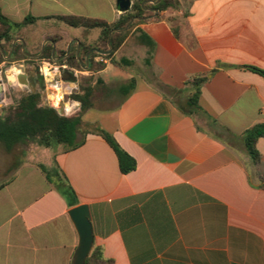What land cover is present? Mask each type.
Segmentation results:
<instances>
[{
	"label": "crops",
	"instance_id": "crops-1",
	"mask_svg": "<svg viewBox=\"0 0 264 264\" xmlns=\"http://www.w3.org/2000/svg\"><path fill=\"white\" fill-rule=\"evenodd\" d=\"M181 1L188 18L183 10H166L159 19L153 12L103 70L93 74L86 68L91 51L81 69L75 68L104 86L119 88L136 79L126 100L111 88L113 96L83 115L85 123L115 137L135 158L136 170L123 174L115 152L96 134L71 152L39 147L36 154L15 156L14 164L0 167V264H73L79 235L69 211L82 205L89 208L93 248L113 264H264V138L257 143V163L243 142L246 130L264 123V76L247 68L264 71V0ZM0 5L11 21L38 18L22 29L31 38H17L30 55L41 56L35 51L39 43L42 50L52 45L58 61L71 49L79 56L81 45L93 44L101 33L58 17L112 24L124 13L117 0H0ZM183 22L187 26L177 38L173 25ZM139 31L156 44L150 64ZM121 59L131 64L119 65ZM196 75L207 76L201 117L185 115L162 89L186 98L187 82ZM66 76L65 85L77 86ZM69 103L66 115L79 111V102ZM39 165L53 168L52 181Z\"/></svg>",
	"mask_w": 264,
	"mask_h": 264
},
{
	"label": "trees",
	"instance_id": "trees-1",
	"mask_svg": "<svg viewBox=\"0 0 264 264\" xmlns=\"http://www.w3.org/2000/svg\"><path fill=\"white\" fill-rule=\"evenodd\" d=\"M157 0H135L133 2L130 11L124 12L121 17L114 23L108 24L104 21L75 17L64 16L58 17L67 25L74 28H83L86 31L92 29H100L101 33L96 42L90 45H81L80 55L77 56L76 52L71 49L69 54L58 63H66L72 68L81 69V61L84 60V55H89V71L96 74L105 68V63L97 62L95 58L102 56L105 59H112L114 53L122 46L127 36L131 33L132 29L142 23V20H135L130 28L124 32H117L115 30L124 29L127 24L134 17L146 18L153 15L157 10L155 19H159L160 13L169 9L183 10L184 19L190 15L188 8L183 6L181 0H161L157 4ZM38 18L31 15L27 16L22 22H15L9 20L3 15L0 5V44L3 49H0V64L5 61L4 56L8 55L4 46L5 41L12 46L13 40L17 37H13V33L21 31L24 27L35 23ZM187 26L186 22L182 24L173 25V32L177 38L182 35L183 27ZM110 39V44H109ZM138 41L142 45L147 47L146 63L150 64L153 58L156 44L155 42L143 31H139ZM109 45L112 48L110 53ZM103 52L104 54L99 53ZM26 52L28 50L26 49ZM39 57L40 61H45L47 64H52L57 56H52V45L47 44L44 49L40 46L38 53H41ZM66 50H63L61 54L65 55ZM21 59H28L23 50V44L18 42L13 50V53L8 61H18ZM33 59V58H32ZM116 63V61H111ZM120 64H131V61L127 59H121L117 62ZM249 70L264 76V71L256 67H247ZM96 81V82H95ZM207 81L206 75H196L187 85L190 87V93L186 98H178L175 96L173 102L177 107L188 116L201 117L205 113L199 105V97L201 93L202 85ZM41 89V91L32 90L30 93L22 96L18 102L10 107V114L4 115L0 111V146H2L7 152H14L16 148L21 145H28L34 143L42 148H57L62 147L64 152H71L81 147L86 140L88 134H96L101 136L107 144L115 152L120 171L123 174H129L136 170L137 162L135 158L129 155L117 142L115 137L95 124L85 123L83 121V115L87 110L93 107L92 96L96 89L97 84H102V81L96 80L94 75L86 76L83 79V83L80 87V91L72 93L69 98L75 102L80 103L79 111H73L69 115H60L57 109L43 103V90L45 88L43 77L36 79L35 82ZM32 87L34 88V85ZM95 84V85H93ZM136 79L131 78L125 81L121 87L113 89V94H117L121 101L126 100L135 90ZM166 96L172 97L171 94L175 93L169 87L162 86ZM227 133L226 130H224ZM264 138V123L257 124L243 134V142L245 149L253 162L257 163L261 160V155L257 149V143L260 139ZM54 164L56 161L54 159ZM39 168L45 173L47 179L52 181L53 170L47 169L44 165H39ZM264 188V182L262 184ZM2 188V186H0ZM86 264H113L110 259H105L102 249L93 248L89 254Z\"/></svg>",
	"mask_w": 264,
	"mask_h": 264
},
{
	"label": "rangeland",
	"instance_id": "rangeland-1",
	"mask_svg": "<svg viewBox=\"0 0 264 264\" xmlns=\"http://www.w3.org/2000/svg\"><path fill=\"white\" fill-rule=\"evenodd\" d=\"M35 32L37 34V37L41 38V35H42L41 29H38L36 27ZM17 36L23 37L26 41L27 39H29L33 36V33L27 32L25 30H21L19 32L13 33V37H17ZM15 40H13V43ZM13 43H12V45H13ZM20 43H22V42H20ZM0 46H1V44H0ZM4 46L6 48V52L10 53L12 46L10 47V44L6 41L4 43ZM1 48H2V46H1ZM39 48H40V43L35 50L36 53H38ZM26 49H27V47L25 48V52H26ZM7 56L8 55L4 56L5 61H3L0 64V85L3 86V93L1 95V102H0V111H1V114H4V115L10 114V107H13V105H15L22 96L30 93L32 90L41 91L40 87L34 82L36 79H39L42 76L40 71H39V73L37 72V68L42 64V61H40L38 59H30V60L21 59L18 61H8L9 59L7 58ZM140 62H141V59L137 58L136 64L139 65ZM19 74H22L24 79H21ZM84 77H86V75L79 74L78 77L75 79L78 81L77 82L78 88L73 93L80 91V87L83 83ZM33 83L36 84V85H34V88L32 87ZM44 84H45V81H44ZM93 85H95V84H93ZM97 86H98V89H96L94 95L92 96V101L94 104L100 103V101L104 100V98L106 96L107 97L113 96V95H111L112 93H110L108 90L111 88L112 89L116 88V86H113V85L112 86H108V85L104 86L103 84H97ZM42 94H43V103L44 102L46 103L45 98H44V96H45L44 90H43ZM171 96H172V98H175V96L177 97V95H175V93H172ZM181 100H183V98ZM64 101H65L64 104H66L65 105L66 110H68V107L71 104L69 102H73V100L70 99L69 96H66ZM65 114H66V112H65ZM23 151H28V153L36 154L38 151H40V148H39V146H37L34 143H30V144L24 145V146L21 145L18 148H16L14 150V152H12V153H8L4 150V148H0V167L8 166L11 163L14 164L15 163L14 162L15 156H19ZM32 158L36 159L37 157H36V155H32ZM47 169L53 170V168H47ZM53 172H54V170H53Z\"/></svg>",
	"mask_w": 264,
	"mask_h": 264
},
{
	"label": "water",
	"instance_id": "water-1",
	"mask_svg": "<svg viewBox=\"0 0 264 264\" xmlns=\"http://www.w3.org/2000/svg\"><path fill=\"white\" fill-rule=\"evenodd\" d=\"M159 1H161V0H157V1L152 2V3L157 4ZM117 3L124 12L130 11L132 8V1L131 0H117ZM155 12H157V10H155ZM142 19H145V18L134 17L131 19V21L127 24V26L124 29L115 30V31L124 32L130 28V26L132 25V23L135 20H142ZM17 42H22L23 50L25 51V43H24L23 39L17 38L12 45V49H11L10 53L7 56L8 59H10L12 52H13V49L15 48ZM109 44H110V39H109ZM0 49H2L1 46H0ZM111 51H112V48L109 45V51L107 53H110ZM99 53H103V52H99ZM25 54L29 57H34L36 59H38L40 57V54L39 55H30L27 52H25ZM77 54H79V51ZM90 54H91V52L89 53V55ZM86 68L88 69L89 67H86ZM37 72L39 73V67L37 68ZM67 76L66 77H65V75L59 76V78L62 80H67L68 79ZM2 93H3V86L0 85V102H1ZM57 111L60 115H66L63 107L57 109ZM69 216H70V218H71V220H72V222H73V224H74V226L78 232V235H79V246H78L77 251L75 253L73 264H86V260L89 256V254L91 253V251L93 249V244H94V233H93L92 223H91V219H90L89 208H88V206H85V205L76 207V208L72 209L71 211H69Z\"/></svg>",
	"mask_w": 264,
	"mask_h": 264
},
{
	"label": "built area",
	"instance_id": "built-area-1",
	"mask_svg": "<svg viewBox=\"0 0 264 264\" xmlns=\"http://www.w3.org/2000/svg\"><path fill=\"white\" fill-rule=\"evenodd\" d=\"M96 61L107 63V60L102 56H98ZM58 62L47 64L42 61L39 66V71L45 81L44 98L46 104L55 109L64 108L65 97L71 95L77 89L76 83H70V86H67L65 85L67 81L60 79L59 76L70 74L76 79L81 74L79 70L70 67L68 64Z\"/></svg>",
	"mask_w": 264,
	"mask_h": 264
},
{
	"label": "flooded vegetation",
	"instance_id": "flooded-vegetation-1",
	"mask_svg": "<svg viewBox=\"0 0 264 264\" xmlns=\"http://www.w3.org/2000/svg\"><path fill=\"white\" fill-rule=\"evenodd\" d=\"M38 60H39V58H38Z\"/></svg>",
	"mask_w": 264,
	"mask_h": 264
}]
</instances>
